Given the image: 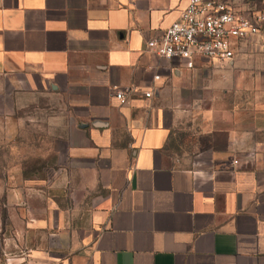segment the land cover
Masks as SVG:
<instances>
[{
  "label": "crops",
  "instance_id": "0c3cea01",
  "mask_svg": "<svg viewBox=\"0 0 264 264\" xmlns=\"http://www.w3.org/2000/svg\"><path fill=\"white\" fill-rule=\"evenodd\" d=\"M188 4L0 0V138L46 122L55 162L0 177L30 264H264L260 80L148 49Z\"/></svg>",
  "mask_w": 264,
  "mask_h": 264
},
{
  "label": "built area",
  "instance_id": "2783aa9c",
  "mask_svg": "<svg viewBox=\"0 0 264 264\" xmlns=\"http://www.w3.org/2000/svg\"><path fill=\"white\" fill-rule=\"evenodd\" d=\"M249 43L264 52V9L238 8L235 0H189L179 19L161 37L150 40L148 49L162 59H179L193 68L197 58L230 63ZM143 95L151 99L153 92ZM115 97L121 104L127 102L125 91H117Z\"/></svg>",
  "mask_w": 264,
  "mask_h": 264
},
{
  "label": "rangeland",
  "instance_id": "374dc122",
  "mask_svg": "<svg viewBox=\"0 0 264 264\" xmlns=\"http://www.w3.org/2000/svg\"><path fill=\"white\" fill-rule=\"evenodd\" d=\"M242 3L253 9H264V0H238V8H244ZM240 52L237 59L238 64L235 67L227 64L221 67L252 68L253 73L261 83V88L254 91V96L264 104V52L257 45L250 43L245 44ZM39 128L44 129L43 133H45L48 125L43 121L39 123V126L28 124L27 130L29 132L27 135L12 142L0 138L1 178L9 179L16 173L23 174L24 177H45L46 166L55 162H53L54 159L51 155H48L47 143L51 137L40 135L41 138H38V135H31V130ZM38 139H40L39 143L37 142ZM42 140H45L46 144L43 145ZM189 155L192 158L195 154L190 153ZM15 205L13 200L0 197V264H19L18 260L21 258L25 260L24 264H30L32 251L35 249V242L31 240L32 237L28 235L25 238L23 235L26 231V224L21 216L20 207L17 208ZM24 207L27 208L28 206L22 205L21 209Z\"/></svg>",
  "mask_w": 264,
  "mask_h": 264
},
{
  "label": "trees",
  "instance_id": "16d2710c",
  "mask_svg": "<svg viewBox=\"0 0 264 264\" xmlns=\"http://www.w3.org/2000/svg\"><path fill=\"white\" fill-rule=\"evenodd\" d=\"M260 10H263V8H260Z\"/></svg>",
  "mask_w": 264,
  "mask_h": 264
}]
</instances>
